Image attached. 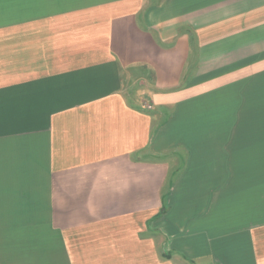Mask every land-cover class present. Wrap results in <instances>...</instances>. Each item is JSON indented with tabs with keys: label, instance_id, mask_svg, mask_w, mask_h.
<instances>
[{
	"label": "crops",
	"instance_id": "obj_1",
	"mask_svg": "<svg viewBox=\"0 0 264 264\" xmlns=\"http://www.w3.org/2000/svg\"><path fill=\"white\" fill-rule=\"evenodd\" d=\"M0 264H264V0H0Z\"/></svg>",
	"mask_w": 264,
	"mask_h": 264
},
{
	"label": "built area",
	"instance_id": "obj_2",
	"mask_svg": "<svg viewBox=\"0 0 264 264\" xmlns=\"http://www.w3.org/2000/svg\"><path fill=\"white\" fill-rule=\"evenodd\" d=\"M147 107H148V108H151V105H148Z\"/></svg>",
	"mask_w": 264,
	"mask_h": 264
}]
</instances>
